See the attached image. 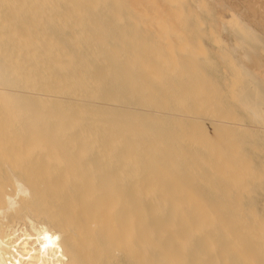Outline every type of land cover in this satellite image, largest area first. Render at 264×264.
I'll use <instances>...</instances> for the list:
<instances>
[{"label": "rangeland", "instance_id": "1", "mask_svg": "<svg viewBox=\"0 0 264 264\" xmlns=\"http://www.w3.org/2000/svg\"><path fill=\"white\" fill-rule=\"evenodd\" d=\"M76 4L0 0V38L5 39L0 61L24 63L16 73L30 69L35 58L25 56L48 40L51 53L45 57H62L67 64L61 71L80 77L78 86L51 95L68 101L86 93L97 112L111 114L121 127L117 142L128 137L135 166L153 162L145 176L158 181L166 174L168 183H177L172 207L157 204L171 192L161 187L147 192L154 197L151 214H172L176 264H244L246 256L262 264L263 238L252 243L241 230L257 225L264 231V105L256 107L253 96L244 102L239 95L245 82L264 95V72L252 55L254 40L261 39L257 52L264 62V0ZM65 39L71 40L67 49ZM95 65L107 73L98 83L89 78ZM54 79L45 77V85ZM34 85L22 79L13 89L29 91ZM110 91L115 93L102 97ZM9 115L0 118L6 122ZM25 115L28 125L54 117H34L29 110L12 122L21 124L18 119ZM234 209L242 228L232 220ZM150 244L157 249L166 243ZM167 255L165 248L158 254L149 250L146 264H165Z\"/></svg>", "mask_w": 264, "mask_h": 264}, {"label": "bare ground", "instance_id": "2", "mask_svg": "<svg viewBox=\"0 0 264 264\" xmlns=\"http://www.w3.org/2000/svg\"><path fill=\"white\" fill-rule=\"evenodd\" d=\"M76 1L77 6L83 1L89 8L101 0ZM43 42L35 53L31 49L30 55H24L35 58L30 69L16 73L15 68H23L24 63L6 66L0 61V114H10L6 122L0 118V264H146L149 250L158 254L164 248L165 264H176L177 255L170 248L177 231L172 214H151L154 197L147 192L161 187L174 194L157 199L158 205L169 207L177 199V183H168L166 174L158 181L145 176L153 162L148 159L144 167L135 166L138 160L130 152L128 137L117 142L121 127L111 114L97 112V106L85 99L86 93L68 101L51 95L55 89L78 86L80 77L61 71L67 64L62 57L46 58L50 42ZM70 42L65 39L64 49ZM252 46L253 62L262 73L263 56L257 51L263 41L255 39ZM53 75L52 83L45 85L44 78ZM106 76L98 65L89 74L95 83ZM22 79L34 81V87L13 89ZM248 84L240 100L253 96L256 107L264 105V95ZM113 93L103 92L102 97ZM29 110L34 117H54L34 125L24 123L26 115L18 119L21 124L12 122ZM237 211L231 212L232 220L242 228ZM245 228L241 233L248 241L263 238L258 256L264 264V231L257 225ZM155 241L166 244L155 249L150 244ZM244 264H252L248 256Z\"/></svg>", "mask_w": 264, "mask_h": 264}]
</instances>
